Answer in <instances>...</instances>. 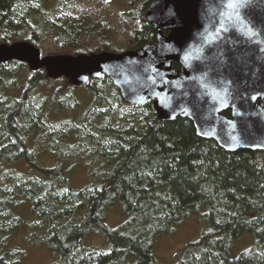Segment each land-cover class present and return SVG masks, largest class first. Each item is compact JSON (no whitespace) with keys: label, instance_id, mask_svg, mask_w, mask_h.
I'll use <instances>...</instances> for the list:
<instances>
[{"label":"trees","instance_id":"1","mask_svg":"<svg viewBox=\"0 0 264 264\" xmlns=\"http://www.w3.org/2000/svg\"><path fill=\"white\" fill-rule=\"evenodd\" d=\"M124 13L135 25L129 45L121 47L109 39L119 33L109 17L77 0H0V44L25 40L44 55L40 42L47 36L56 53L75 55L121 52L155 38L143 8ZM93 15L94 30L88 24ZM91 38L96 48L82 49ZM18 76L24 78L20 91L14 85ZM56 80L65 87L53 88ZM83 87L84 97L75 93L77 86L50 79L43 69L0 63V264H21L25 256L10 241L24 226L18 210L25 205L32 219L27 241L57 256L49 264H159L156 237L193 213L206 227L174 264H264L263 151H226L199 137L187 118L160 120L151 101L126 104L108 77L90 78ZM39 150L56 164L36 165ZM84 157L89 183L73 189L69 173ZM115 203L126 220L111 229L105 210ZM91 235L108 247L85 249L83 240ZM243 239L247 245L240 248Z\"/></svg>","mask_w":264,"mask_h":264},{"label":"water","instance_id":"2","mask_svg":"<svg viewBox=\"0 0 264 264\" xmlns=\"http://www.w3.org/2000/svg\"><path fill=\"white\" fill-rule=\"evenodd\" d=\"M143 19L157 36L134 49L41 55L21 40L0 44V63L77 87L108 77L126 104L151 101L160 120L187 118L226 151L264 152V0H153Z\"/></svg>","mask_w":264,"mask_h":264},{"label":"rangeland","instance_id":"3","mask_svg":"<svg viewBox=\"0 0 264 264\" xmlns=\"http://www.w3.org/2000/svg\"><path fill=\"white\" fill-rule=\"evenodd\" d=\"M54 0H50L53 2ZM66 1H73L74 0H66ZM83 4H87L92 10L97 9L99 17L107 16L109 17L108 21L110 25L117 26L119 33L117 31H113L110 35V41H116L117 43L121 44V47H126L129 45L130 37L127 35L129 30H132V26L135 23L131 22L129 16L127 17V13L131 10V6L133 8H145L146 2L148 0H133V3H130L129 0H113L106 3H98L94 0H77ZM129 3L131 5H129ZM124 13L125 18H127V26L123 27L119 22V15ZM90 17H95L90 16ZM97 21V17H96ZM125 21V20H123ZM124 29V30H123ZM97 40L93 38L85 39L82 43V49H89L92 50L96 48ZM41 46L44 49L45 54H70L73 55L72 50L66 51L65 53H56V45L51 37H47L40 42ZM26 78V73L25 76ZM24 78L18 76L16 78L14 85L16 91H20V82L22 83ZM54 83V84H53ZM51 83L53 84V88L62 85L64 88V83L61 81H54ZM18 85V87H17ZM85 89L83 86H79L75 93L79 96L84 97ZM14 93V92H13ZM18 94V92H16ZM14 93V95H16ZM84 103V102H83ZM38 146V144H36ZM40 149V148H38ZM41 153L37 155V160L35 161L36 165L50 167L54 164L55 158L52 155H49L45 150H39ZM88 161V158L84 157L81 158L79 161L77 160V165H75L69 173V184L73 189H79L89 183L88 171L87 168L82 165ZM93 164L91 166H95ZM98 168V165H96ZM35 173V172H31ZM105 217H106V224L109 228L114 229L122 224L126 220V214L119 203H115L112 206L106 208L105 210ZM203 213V212H201ZM18 214L24 221V226L19 228L10 238V241L13 245L19 246L23 248L25 251V256L23 257L21 264H49L53 262L57 258L53 254V252L45 245L39 243H31L27 241V234L30 232V228L26 227V225L30 226L32 223L31 215H30V208L28 205H25L23 208L18 210ZM205 222H202L200 219L199 214H191L185 220H183L180 224L175 226L170 232L166 234H160L155 239L154 244V256L159 264H174L177 259V254L181 252L183 247L190 242H194L198 240L201 235L202 230L205 228ZM85 249H89L90 247H99L102 249H106L107 243L103 238L97 235L88 236L86 239L83 240L82 243ZM247 245V241L243 239L238 246L240 248L245 247Z\"/></svg>","mask_w":264,"mask_h":264},{"label":"flooded vegetation","instance_id":"4","mask_svg":"<svg viewBox=\"0 0 264 264\" xmlns=\"http://www.w3.org/2000/svg\"><path fill=\"white\" fill-rule=\"evenodd\" d=\"M101 1H103V0H101ZM107 1H109V0H106V1H103V2H107ZM153 1V0H152ZM151 2V1H150ZM149 2V3H150ZM148 3V4H149ZM147 4V5H148ZM147 5L145 6V8L147 7ZM144 8V9H145ZM143 9V10H144ZM89 21H91V23H88V24H91V26L90 27H93L92 29L94 30V29H96L97 28V22H96V19H95V17H90V19H88ZM145 21V20H144ZM153 26V25H152ZM154 28V27H153ZM155 29V28H154ZM156 30V33H155V38L151 41V42H148V43H152V42H154L155 41V39H156V36H157V29H155ZM161 32L164 34V35H167L168 34V30L167 29H162L161 30ZM94 39V38H93ZM95 40V39H94ZM146 44V43H145ZM144 45V44H143ZM141 46V45H140ZM139 47V46H138ZM137 48V47H136ZM100 51H105V50H98V51H96V50H94V51H91V52H100ZM90 53V52H89ZM176 62H172L171 63V67L173 68V64H175ZM178 68H179V65H178ZM178 68H174L175 70L176 69H178Z\"/></svg>","mask_w":264,"mask_h":264},{"label":"snow or ice","instance_id":"5","mask_svg":"<svg viewBox=\"0 0 264 264\" xmlns=\"http://www.w3.org/2000/svg\"><path fill=\"white\" fill-rule=\"evenodd\" d=\"M229 6H231V5H229Z\"/></svg>","mask_w":264,"mask_h":264}]
</instances>
